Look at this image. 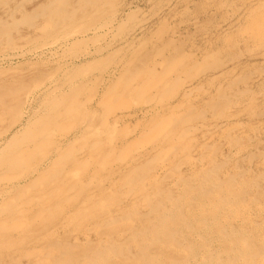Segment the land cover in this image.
<instances>
[{
  "label": "rangeland",
  "instance_id": "rangeland-1",
  "mask_svg": "<svg viewBox=\"0 0 264 264\" xmlns=\"http://www.w3.org/2000/svg\"><path fill=\"white\" fill-rule=\"evenodd\" d=\"M0 86L13 88L5 108H27L28 129L44 127L42 139L49 146L61 141L63 148L50 158L55 174L32 175L33 187L26 191L18 184L0 186V232L14 229L5 216L22 209L24 215L12 220L27 219L46 203L38 199L48 196L54 197L51 212L60 214L50 218L58 220L51 230L71 222L74 205H86L71 200V194L77 196L68 191L71 183L81 184L85 195L100 172L109 176L106 189L118 197L109 209L129 204L138 193L125 191L119 173L151 155L132 173L147 180L179 166L187 179L200 163L212 170L218 161L221 167L213 171L218 178L236 174L238 181L255 180L240 195L249 206L247 216L230 222L247 228L252 243L264 238V0H0ZM8 114L0 118V129L10 123ZM13 127L0 134V142ZM188 128L187 137H176ZM109 140L116 147L101 170L98 153ZM157 147L166 148L162 161L153 151ZM200 156L206 158L198 162ZM16 175L0 173V180ZM174 180L181 183L174 175L161 187L176 192ZM48 189L56 195L41 194ZM16 193L29 203L3 206ZM87 228L83 231L95 238V230ZM70 231L66 240L84 241L85 232ZM7 237L0 244V264H11L28 246L16 234ZM250 252L249 263L262 264L264 248Z\"/></svg>",
  "mask_w": 264,
  "mask_h": 264
},
{
  "label": "bare ground",
  "instance_id": "bare-ground-1",
  "mask_svg": "<svg viewBox=\"0 0 264 264\" xmlns=\"http://www.w3.org/2000/svg\"><path fill=\"white\" fill-rule=\"evenodd\" d=\"M5 35L7 36L8 33ZM0 90L1 121L4 116L3 113H9L7 117L11 120L6 128L0 129V134L3 133L4 135L14 125L16 128L0 142V173L17 174L13 178H2L5 181L0 180V183H2L0 186L11 187L18 184L21 186L19 190L26 191L31 186L33 187L32 175L56 173L51 172L54 161L50 158L53 154L58 158L63 153L62 142L59 141L49 146L42 139L43 134H45L44 127L40 126L39 129H33L31 126L28 129V123L32 122L30 121L32 112L28 111L27 108L26 111L23 110L20 104L5 108V96L11 94L13 88L0 86ZM168 90L166 89V91ZM133 91H130V93ZM161 121L159 120V123ZM175 121V123H178L179 119ZM188 131H190L189 128L188 130L182 129L176 134V137L186 136ZM67 136L66 134L62 138L64 139ZM113 146L116 147L115 141L113 140V144H111L109 140L107 149H102L98 153V157L101 156L98 162L99 169L104 170L107 166L111 151L114 150ZM192 146H189L188 150ZM165 149L157 147L153 150L160 155L157 156V160L161 159L162 161L164 159ZM150 158L151 155L144 158L140 163L137 162V166L133 164L129 166V164V168L127 166L121 170L123 173L120 172L119 174L125 191H134L138 194L131 197L129 204L115 206V210H111L109 207L114 204L115 199L117 200L118 197L112 191L106 189L109 187L104 186L103 182L105 179L108 181L109 176L107 174L101 175L100 172L95 184L91 181L92 187L90 184L85 187V195L82 193L81 184L71 183L68 191L77 194L74 197L71 194V200L86 201V205H74V210L70 214V217L74 219L71 222H61L56 230H51L55 228L54 226L50 228V224L58 220L52 221L50 218L58 217L60 214L57 211L51 212L54 207L48 205L50 200L54 201V197L51 196L46 199L39 198L40 203H46L40 204L39 210L27 219H19L20 221L16 220V222L12 220L18 218L17 215L19 217L24 215L25 211L22 209V211H16V216H5L4 220L8 219L5 222L11 226L14 225V229L8 232H0V244L9 241L10 238L7 235L11 233L12 237L16 234L21 240L20 242L28 245L22 254L12 258L11 264H23L21 258H25L27 264H250L249 262L253 257L250 249L252 247L257 249V245L264 248V242H262L264 238L257 236L254 243L250 242L251 238H247V228L237 229L239 227H234V224H231L230 221L247 216L245 212L249 206L244 205V202H240V195L243 194L244 197L246 187L255 180L251 181L241 177L238 181L234 177L236 174L225 179L218 178L213 174V171L215 172L221 167L222 162L218 161L213 162V165H211L212 170L210 167L203 168V163H200L202 164L201 167L195 169L194 173L188 176L187 179V175L182 173L179 166L177 171L174 168L172 173L167 172L159 177H152L147 180H145L146 175L132 173L131 169L136 170L139 167L141 170ZM203 158L206 157L200 156L198 162H202ZM122 159L121 154L119 160ZM174 175L181 181L179 184L174 180L177 187L176 192H172V189H163L161 187L162 181ZM145 181L151 186H145L143 184ZM93 185L94 191L91 190ZM139 185L142 187L139 188ZM135 186L137 187L135 188ZM64 187H62V191H65ZM17 193L15 196H8L9 201L3 206L14 204V202H19L21 205L25 202L29 203L27 198L25 201L20 202L18 196L21 194ZM41 194L56 195L52 189H48ZM7 198L4 200H8ZM13 198L14 200H11ZM60 200H64V197L58 201ZM55 207L58 206L55 204ZM99 207L104 210L99 212L97 209ZM103 212L108 214L106 218L101 220ZM33 218L37 220H33ZM86 221H89L87 226H85ZM227 224L230 227H226ZM86 227L90 231L95 230V236H93L95 238H92L89 232L83 231ZM59 230L62 231V235L58 234ZM70 230L73 233L79 231V234L85 232L82 234L85 236L84 241L78 243L66 240L65 236L71 234ZM257 230L259 229L256 227L254 231L256 235L258 234ZM50 233H53L54 237L50 236ZM47 235L49 236L46 237ZM215 242L217 245H215ZM261 263L264 264V261H261Z\"/></svg>",
  "mask_w": 264,
  "mask_h": 264
}]
</instances>
